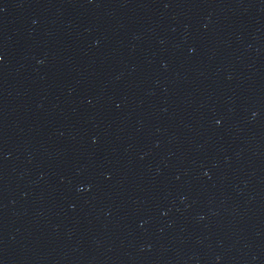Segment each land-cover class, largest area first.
<instances>
[{
    "label": "water",
    "instance_id": "1",
    "mask_svg": "<svg viewBox=\"0 0 264 264\" xmlns=\"http://www.w3.org/2000/svg\"><path fill=\"white\" fill-rule=\"evenodd\" d=\"M0 264H264V79L0 0Z\"/></svg>",
    "mask_w": 264,
    "mask_h": 264
}]
</instances>
